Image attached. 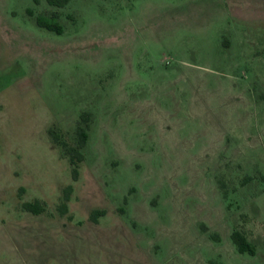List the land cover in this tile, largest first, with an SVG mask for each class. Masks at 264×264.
<instances>
[{"label": "rangeland", "instance_id": "obj_1", "mask_svg": "<svg viewBox=\"0 0 264 264\" xmlns=\"http://www.w3.org/2000/svg\"><path fill=\"white\" fill-rule=\"evenodd\" d=\"M0 264H264V0H0Z\"/></svg>", "mask_w": 264, "mask_h": 264}, {"label": "trees", "instance_id": "obj_2", "mask_svg": "<svg viewBox=\"0 0 264 264\" xmlns=\"http://www.w3.org/2000/svg\"><path fill=\"white\" fill-rule=\"evenodd\" d=\"M71 0H48V2L51 5L62 7L68 4ZM53 19L51 21L45 20L43 17L38 18V23L41 26L47 27L52 30H57L58 32H63L62 25L55 19L56 16H51ZM89 114L88 112H83L82 119L78 122V144L72 145L70 144L67 139L64 138L63 134L57 130L56 128L51 129V134L53 137V141L56 145H58L63 153L67 155L71 161V163L74 165V176L77 178L78 176V166L79 163L84 159V153L82 151V148L86 145L88 138H89V132H88V118ZM72 188V185L68 186L66 190V199H69V189ZM40 201L35 200L34 202L26 203L25 206L34 211L39 212L42 210L43 207H40ZM67 209V202L65 201L62 204V210L65 211ZM98 212L97 214H104L105 210H95V212ZM94 219L98 221V217L94 215ZM232 238L238 248L241 252H250L252 254L256 253V245L253 243L248 236L239 228H236L232 232Z\"/></svg>", "mask_w": 264, "mask_h": 264}]
</instances>
